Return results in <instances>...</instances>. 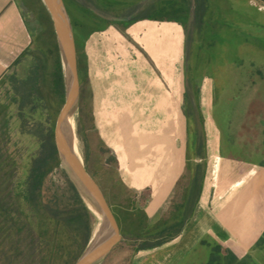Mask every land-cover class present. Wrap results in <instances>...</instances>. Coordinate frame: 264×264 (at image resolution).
Returning a JSON list of instances; mask_svg holds the SVG:
<instances>
[{"label": "trees", "instance_id": "16d2710c", "mask_svg": "<svg viewBox=\"0 0 264 264\" xmlns=\"http://www.w3.org/2000/svg\"><path fill=\"white\" fill-rule=\"evenodd\" d=\"M88 1L92 7L81 0H63L74 36L79 110L89 120L88 127L81 120L82 128H77V132L87 139L85 129L93 131L101 151L107 153L105 172L115 189L111 190L110 200L98 183L121 235L100 264H132L137 254L174 241L198 199L206 165V135L198 87L193 78H187L184 68L182 112L188 125L192 122L193 129L187 128L184 165L174 181L170 198L164 207L149 214L145 208L149 187L135 188L123 180L118 153L105 141L97 126L86 40L110 24L118 31L115 37L129 38L133 36L126 28L137 20L174 22L184 31L186 60L190 47L199 50L224 41V38L211 37L208 30L231 25L223 19L222 0H155L153 5L120 19L107 18L92 8L101 12L134 2ZM19 3L30 42L0 72V264H72L87 244L96 219L60 166L55 146L54 125L65 90L50 15L41 0H19ZM243 40L264 53V36L247 32ZM133 43L142 46L137 41ZM141 46L140 51L149 57ZM260 123L264 146V119ZM12 131L35 141V149L26 157L20 138H14ZM190 147L198 160H191ZM257 164L264 166V155L257 159ZM55 170L61 171L63 183L49 185L47 179ZM199 244L208 249L203 264H258L239 245L230 242L223 245L206 238H200ZM250 247L264 250V228Z\"/></svg>", "mask_w": 264, "mask_h": 264}, {"label": "crops", "instance_id": "0c3cea01", "mask_svg": "<svg viewBox=\"0 0 264 264\" xmlns=\"http://www.w3.org/2000/svg\"><path fill=\"white\" fill-rule=\"evenodd\" d=\"M102 31L92 33L86 40L97 126L118 153L123 180L135 188L149 187L145 208L149 214L154 213L170 198L185 160L182 104L180 108L183 90L177 83V66L172 68L166 87L162 81L167 70L165 57H161L164 53L151 45L148 52L145 50L149 57L140 52L145 61L141 69L128 70V65H123L117 70L128 75L132 72L131 76L138 78L146 70L149 80H135L117 71L106 72L90 49ZM117 33L111 35L109 53L122 60L130 48L117 45L123 39L115 37ZM149 37L157 38L156 30L150 31ZM29 42L19 0H0V72ZM96 50H102L101 45ZM173 58L174 54L170 56ZM118 91L123 93L118 95ZM141 118L148 120L147 128L140 126ZM205 135L206 165L198 199L181 234L160 248V255L162 258L168 255L170 264L205 234L208 240L223 245L230 242L250 253L252 242L264 228V166L228 162L212 145L211 133ZM132 264L155 263L132 261Z\"/></svg>", "mask_w": 264, "mask_h": 264}, {"label": "rangeland", "instance_id": "374dc122", "mask_svg": "<svg viewBox=\"0 0 264 264\" xmlns=\"http://www.w3.org/2000/svg\"><path fill=\"white\" fill-rule=\"evenodd\" d=\"M81 1L92 7L88 0ZM123 2L134 3L128 6L117 5L107 11L101 10V13L120 17L127 13L134 15L141 9L153 5L155 0H144L143 2L141 0H123ZM221 3L224 8L223 19L231 26L214 30L215 27L213 30H208V34L215 39L224 38V41L217 42L211 47H202L199 50H194L192 46L186 60L183 57L184 31L182 27L174 22H159L149 19L137 20L126 28V32L129 31L133 37L123 38L122 41H119L120 44L117 43L119 47L128 46L130 48L129 54L122 60H119L121 57L117 59L109 53V46L112 42L111 35L117 32L112 24L97 36L98 41L93 40L90 49L94 53L93 58L97 57V60L100 61L98 64H104V70L111 72L121 69L123 65H128V70L138 67L141 69L145 63L140 48H138L141 45L136 46L133 42L140 41L141 47L147 52L153 45L154 49L164 53L161 57H165L166 60L167 70L162 76L164 85L170 84L174 66H177V83L181 91L184 90V68L187 78L195 80L205 133H211L212 145L218 149L220 156L234 164L257 165V159L264 155V146L261 144L262 124L260 123V120L264 119V53L245 42L243 37L247 32L264 36V0H222ZM214 12L217 14V10ZM251 19L256 21L251 22ZM153 30H156L158 37L151 39L149 34ZM206 32L204 31V33ZM115 42L117 41L115 40ZM97 45H101L102 50L97 51ZM172 54H174V58L170 59ZM117 72L135 80H149V73L146 70L142 71L144 76L141 78L132 77V72L131 75L123 71ZM166 87L168 86L166 85ZM122 93V91H118V95ZM181 104L183 107V102L180 103V108ZM74 108L76 111L74 133L76 134L79 156L84 166L89 169L92 177L103 187L111 200V190L115 191V189H112V181L105 172L104 158L107 153L101 151L100 144L92 130L85 129L87 139L82 138V135L77 132V128L81 127V120L85 127L89 126V120L79 110V95ZM146 122H148L146 118H141L140 126L147 128L149 124ZM188 126L192 131V122L188 125L183 115L184 143L187 141ZM156 129H158V125H156ZM12 134L14 138H20L24 157L35 149L36 143L31 138L19 136L15 131H12ZM85 153L86 159H84ZM189 156L191 160H198L193 147L189 148ZM47 181L49 185L63 183L61 171L51 172ZM205 237L206 234L201 238ZM199 240L173 264H203L207 258L208 249L200 245ZM160 248L141 252L134 256L132 261L135 263L145 261L146 263L170 264L166 259L168 255L164 258L160 255ZM250 254L258 264H264V250L252 248ZM172 259L174 258H171V261Z\"/></svg>", "mask_w": 264, "mask_h": 264}, {"label": "water", "instance_id": "95a60500", "mask_svg": "<svg viewBox=\"0 0 264 264\" xmlns=\"http://www.w3.org/2000/svg\"><path fill=\"white\" fill-rule=\"evenodd\" d=\"M41 1L52 21L64 77V102L54 125V141L60 166L74 183L83 202L96 219L87 244L72 264H98L120 240L121 235L117 220L102 189L88 172L80 156L74 151L72 141L69 142L64 137L65 119L76 106L79 95L74 36L63 0ZM92 9L107 18H124L108 16Z\"/></svg>", "mask_w": 264, "mask_h": 264}, {"label": "bare ground", "instance_id": "6f19581e", "mask_svg": "<svg viewBox=\"0 0 264 264\" xmlns=\"http://www.w3.org/2000/svg\"><path fill=\"white\" fill-rule=\"evenodd\" d=\"M75 121H76V111H75V108H73V110L67 115V117L65 119L64 137L69 142L72 141L73 149L77 153V155L79 156L77 141H76V137H75L76 134L74 133Z\"/></svg>", "mask_w": 264, "mask_h": 264}, {"label": "flooded vegetation", "instance_id": "af4514ba", "mask_svg": "<svg viewBox=\"0 0 264 264\" xmlns=\"http://www.w3.org/2000/svg\"><path fill=\"white\" fill-rule=\"evenodd\" d=\"M138 6V5H137Z\"/></svg>", "mask_w": 264, "mask_h": 264}]
</instances>
